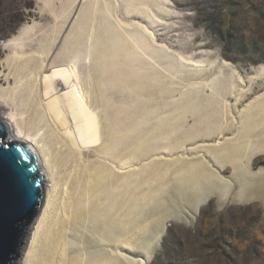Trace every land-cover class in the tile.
Wrapping results in <instances>:
<instances>
[{
  "label": "rangeland",
  "instance_id": "rangeland-1",
  "mask_svg": "<svg viewBox=\"0 0 264 264\" xmlns=\"http://www.w3.org/2000/svg\"><path fill=\"white\" fill-rule=\"evenodd\" d=\"M109 1L94 5L104 22L91 18L85 35L110 41L104 71L119 85L98 94L97 111L110 104L112 138L120 141L113 159L128 163L131 177L115 178V185L124 180L126 198L111 187L94 194L103 198L102 215L69 239L78 249H102L110 264H264V200L223 209L212 202L225 187L234 195L242 185L264 196V113L254 111L264 102V0H144L148 21ZM52 2L61 10L60 0ZM61 3L66 14L55 19L42 0H0V20L11 19L9 34L27 26L41 36L69 16L72 5ZM25 11L29 19L21 20ZM195 164L212 175L197 177L201 188L194 178L179 179ZM110 190L122 202L118 216L106 202ZM35 223L14 264L22 263ZM101 234L104 249L96 246Z\"/></svg>",
  "mask_w": 264,
  "mask_h": 264
},
{
  "label": "bare ground",
  "instance_id": "bare-ground-1",
  "mask_svg": "<svg viewBox=\"0 0 264 264\" xmlns=\"http://www.w3.org/2000/svg\"><path fill=\"white\" fill-rule=\"evenodd\" d=\"M61 1V10L53 5L52 0H42V9L56 19L60 14H66ZM143 1L117 0V3L119 8L139 20L148 21L146 12H141ZM64 2L72 5L69 16L61 25L54 21L53 28L44 27L39 32L41 36L34 27L27 26L9 34L5 28L7 23H12L11 19L5 16V24L0 20V121L7 127L6 139L30 146L44 178L43 205L36 217L31 239L23 246L22 263L18 264H110L102 249L98 253L90 252L88 247L78 249L69 237L72 229L86 227L96 216L102 215L98 202L103 198L94 194L111 187L119 189L121 199L126 198L121 185L131 177V173L124 170L128 163L113 159L118 154L120 141L112 138L111 114L107 111L110 104L101 114L97 111L102 106L98 94L106 95V87L119 85L117 75L104 71L110 41L105 39L103 42L98 37L93 39L85 35L91 18L104 22L103 11L94 6L98 8L100 0ZM88 6L92 7L90 14ZM111 12L106 3L104 13L107 16ZM22 15L26 18L21 16V20L29 19L28 11ZM181 59L180 56L178 61L184 63ZM202 70L199 68L195 73ZM254 111L264 113V102H258ZM253 117L254 114L249 115L250 119ZM243 128L251 127L244 124ZM108 157L111 163H104L103 159ZM95 160L102 164L90 166ZM204 169L202 164H195L188 170L181 169L179 179L194 178L198 183L197 177L212 178ZM119 173L126 175L122 176L124 180L120 184L115 185ZM108 192L112 193L106 196V202L111 201L115 216H118L122 202L112 198L114 191ZM217 197L218 200L212 202L218 209L232 203L264 200V196L245 185L234 195L229 187H225ZM194 220H188L186 225L193 227ZM100 238L96 246L103 247L102 234ZM123 247L135 253L133 249Z\"/></svg>",
  "mask_w": 264,
  "mask_h": 264
},
{
  "label": "water",
  "instance_id": "water-1",
  "mask_svg": "<svg viewBox=\"0 0 264 264\" xmlns=\"http://www.w3.org/2000/svg\"><path fill=\"white\" fill-rule=\"evenodd\" d=\"M6 136L0 121V264H14L43 205L44 178L30 146L5 142Z\"/></svg>",
  "mask_w": 264,
  "mask_h": 264
},
{
  "label": "snow or ice",
  "instance_id": "snow-or-ice-1",
  "mask_svg": "<svg viewBox=\"0 0 264 264\" xmlns=\"http://www.w3.org/2000/svg\"><path fill=\"white\" fill-rule=\"evenodd\" d=\"M22 159H26V157L21 156Z\"/></svg>",
  "mask_w": 264,
  "mask_h": 264
}]
</instances>
